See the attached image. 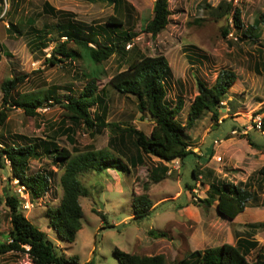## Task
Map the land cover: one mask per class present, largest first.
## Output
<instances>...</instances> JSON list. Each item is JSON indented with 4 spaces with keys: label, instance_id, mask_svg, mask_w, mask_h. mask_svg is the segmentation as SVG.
<instances>
[{
    "label": "rangeland",
    "instance_id": "obj_1",
    "mask_svg": "<svg viewBox=\"0 0 264 264\" xmlns=\"http://www.w3.org/2000/svg\"><path fill=\"white\" fill-rule=\"evenodd\" d=\"M120 1L125 29L136 34L132 46L135 44L142 54H163L168 58L172 73L166 80L167 99L173 105L179 98L184 100L179 116L182 123H186L190 104L198 93V79L212 85L222 69L235 70L238 79L226 93L219 120L212 119L206 111L194 128L185 131L191 150L199 157L190 155L183 162L163 163L146 155L145 163L129 173L109 169L108 173L81 174L90 195L80 197L83 227L74 243L60 237L50 226L47 215L50 207L59 205L63 195L60 184L63 170L51 156L43 154L30 164L31 173L52 172L50 192L34 200L17 179L10 177V170L0 164V240H7L11 227L6 195L17 194L23 200L25 215L47 233L59 253L76 258L77 264L90 260L94 264H121L114 254L116 247L142 255L164 254L168 264H175L190 251L235 244L248 233H253L259 242L248 256L250 261L256 260L261 251L264 253V227L255 228L249 223L264 222V177L257 173L264 166V151L254 148L247 136L252 135L257 142L264 138V133L254 129L257 120L264 122V26L259 39L247 38L236 30L231 17L210 16L206 5L216 6L222 0H169V24L157 36H152L144 32L143 26L151 20L156 0ZM231 1L243 10L245 26L264 13V0ZM45 2L68 15L51 16L44 11ZM111 15L117 12L108 0H0V111L4 109L2 83L21 75L27 78L14 91L15 98L30 94L45 96L53 89L64 100L71 95L78 96L86 84L80 78L86 70L85 60L75 56L77 59L60 65L46 61L53 48L66 40L57 25L79 22L87 30H99ZM11 24L16 26L12 34L8 31ZM227 26L230 33L224 38L222 30ZM41 30H50L44 40L37 37ZM107 35H96L94 42L105 45L118 38V34L111 32ZM68 42V48L81 51L77 44ZM102 68L105 73L98 81L102 90L98 94L105 99L106 122L118 123L124 128L134 126L149 135L152 117L139 112L136 96L121 95L109 83L114 74L128 68V62L113 56ZM51 102L37 109L36 115H27L23 109L13 107L8 112L6 126L0 127V148L4 143H38L51 136L57 137L60 147L75 154L89 147L108 148L110 128L97 132L83 125L74 126L67 120L64 109L58 104L50 105ZM92 113L102 116L101 107L95 106ZM124 142L123 150L114 148L121 149L122 153L112 151L128 164L126 157L134 154L135 149L129 136ZM165 164L169 167L166 178L155 183L152 171ZM193 168L199 171L197 180L193 179ZM214 179L246 186L255 192L254 200L234 220L222 217L216 203L211 207L200 205ZM187 183L194 185V189H188ZM145 184L150 187L154 210L149 218L135 221L131 217V205L135 194L144 191ZM97 211L105 214V222ZM152 228L168 236L153 237L149 234ZM12 262L32 264L26 254L0 255V263Z\"/></svg>",
    "mask_w": 264,
    "mask_h": 264
},
{
    "label": "trees",
    "instance_id": "obj_2",
    "mask_svg": "<svg viewBox=\"0 0 264 264\" xmlns=\"http://www.w3.org/2000/svg\"><path fill=\"white\" fill-rule=\"evenodd\" d=\"M108 1L114 5L118 14L111 15L106 20V25L99 30H87L79 22L77 24L70 22L63 26L57 25V28L60 27L65 33L66 40L54 47L51 56L46 59L51 65H60V63L75 60L77 59L75 56L85 60L86 70L82 71L83 74L80 78L85 79L86 84L78 96L71 95L64 100L58 96L57 90L53 89L45 96L30 94L25 97L19 95L15 98L14 91L26 80V75L6 79L1 85L4 107L0 111L1 128L6 126L8 112L13 107L23 109L27 115H36L37 109L44 107L50 101H52L50 105L58 104L64 109L67 120L74 126L83 125L87 129L94 128L97 132L102 131L103 128H110L111 137L108 148L105 149L96 150L89 147L87 150L75 154L66 147H60L55 136H51V139L40 140L38 143L33 141L17 144L4 143L0 148L1 166L10 170V177L18 180L19 185L24 187L32 200L50 192L52 188V172L37 171L31 173L30 164L32 160L39 159L43 154H46L51 156L55 164L63 170L60 177V184L63 189L62 198L58 206L49 208L47 215L50 226L58 232L63 240L70 243L77 241L78 232L83 227L84 211L80 197L90 195L89 187L80 178L81 174L94 171L102 174L109 169L129 173L133 168H138L145 163L146 155L154 156L163 163L183 162L190 155L198 156L191 150L190 143L185 138V131L194 128L206 111L211 113L212 119L218 121L226 93L238 79L235 70L229 68L222 69L212 85L198 79V93L190 104L186 123H182L179 116L184 108V100L179 98L173 105L167 99L166 80L172 73L168 58L163 54L145 55L138 51L135 44L132 46L136 34L125 29V20L121 12L122 2L120 0ZM206 8L212 18L231 17L234 27L243 36L251 39L261 37L264 13L255 18L251 25L245 26L243 10L231 0H222L216 6L207 4ZM44 11L51 16L68 15L54 8L49 2H45ZM170 15L169 0H156L153 16L143 26L144 32L157 36L169 24ZM15 29L16 26L11 24L8 31L12 34ZM110 32L118 34V38L112 40L114 43L109 42L101 45L94 42L96 35H107ZM37 33V37L44 40L43 38L50 34V30H41ZM229 33L230 27L223 28L224 38ZM107 37L110 39L108 35ZM68 41L77 44L81 51L68 48ZM91 43L96 45L92 46ZM113 56L128 62V68L114 74L109 83L121 95L136 96L139 112L144 115L148 113L152 117L153 128L149 135L134 128V126L124 128L118 123L106 122L105 99L98 94L102 91L99 90L98 81L105 73L102 66ZM95 106L101 107L102 116L99 115L100 117H98L96 113H92V108ZM255 126L256 123L254 129L258 130ZM260 132H264V122ZM127 136L132 140L135 153L128 158V164H125L112 150L117 152L114 148H118L119 140H123ZM17 137L20 138V136ZM247 137L254 148L264 151V138L262 142H257L252 138V135L249 134ZM168 171L169 167L166 164L158 166L152 171L151 178L155 183H159L166 178ZM257 173L264 177V166ZM192 175L193 179L197 180L199 171L193 168ZM186 186L188 189H194V185L189 183ZM149 191V185L145 184L144 191L141 194H135L132 203L135 221L149 218L154 210ZM254 198L255 192L246 186L214 179L210 184L208 196L200 200V205L211 207L216 203L217 211L222 217L234 220L245 211ZM187 205L189 204H183L181 207ZM6 206L10 212L11 227L7 240H0V255L11 252L26 254L32 264L78 263L76 258L67 257L65 253H59L47 233L25 215L23 200L19 195L7 194ZM97 213L105 222V214L100 211ZM1 223L0 219V235ZM249 224L255 228L264 227V222ZM149 234L153 237L162 238L168 236L166 232L153 228L149 230ZM258 246L259 242L254 239V234L248 233L245 237H239L235 244L224 243L217 247L190 251L175 264H264L262 251L256 260L250 261L248 259L251 252ZM114 254L121 264H168L164 254L142 255L126 252L118 247L114 249ZM85 264H94V261L90 260Z\"/></svg>",
    "mask_w": 264,
    "mask_h": 264
},
{
    "label": "crops",
    "instance_id": "obj_3",
    "mask_svg": "<svg viewBox=\"0 0 264 264\" xmlns=\"http://www.w3.org/2000/svg\"><path fill=\"white\" fill-rule=\"evenodd\" d=\"M117 14H118V13H117ZM138 130H140V129H138ZM124 140H125V139H123V140H119V142H118V148H122V150H123V147H124L122 144H125ZM117 152H119V153L121 152V153H122L121 149H118ZM131 156H132V154L129 155V157H131ZM125 157H126V156H125ZM129 157L127 156L126 159L128 160ZM107 173H108V171H107ZM131 206H132V205H131ZM133 216H134V214H133ZM133 216H131V217H133ZM131 217H130V218H131Z\"/></svg>",
    "mask_w": 264,
    "mask_h": 264
},
{
    "label": "built area",
    "instance_id": "obj_4",
    "mask_svg": "<svg viewBox=\"0 0 264 264\" xmlns=\"http://www.w3.org/2000/svg\"><path fill=\"white\" fill-rule=\"evenodd\" d=\"M6 1V0H5ZM256 123V126H255V128H257L258 130H260L261 131V129H262V124H263V122H262V120H257V122H255ZM264 133V132H263ZM221 158V157H220ZM219 158V159H220ZM201 176V175H200Z\"/></svg>",
    "mask_w": 264,
    "mask_h": 264
}]
</instances>
